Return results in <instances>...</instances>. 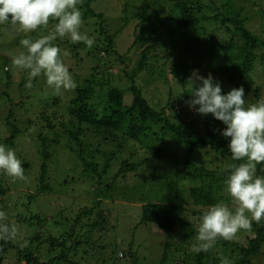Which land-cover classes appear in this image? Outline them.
Returning <instances> with one entry per match:
<instances>
[{"label":"trees","instance_id":"obj_1","mask_svg":"<svg viewBox=\"0 0 264 264\" xmlns=\"http://www.w3.org/2000/svg\"><path fill=\"white\" fill-rule=\"evenodd\" d=\"M96 1L81 0L78 5L83 20L81 31L90 37L96 35L91 48L82 42L72 43L67 37L54 41L62 51L69 49L75 57L80 55V48L86 50L91 61L83 79L79 74H73L77 86L71 89L65 105L60 97L52 96L35 107L36 101L31 103V94L38 93L35 88L26 95L20 93L15 103L9 91H5L9 85V70L5 71V84H2L5 90H0V100L3 99L0 126L7 133L0 131V143L15 150L21 136L35 139L41 164L35 179L36 193H20L28 204L15 222L24 221L29 226H36V232L26 238L28 244L24 247L16 245L15 241H0V264L14 251L24 264H83L99 249L104 252L101 257L105 258L109 245L120 242L115 237L106 238V233L117 225L108 209L113 203L114 186L133 184L134 188L142 186L146 194L158 196L168 190L177 195L187 181L193 195L191 206L176 200L141 201V215L136 226L152 223L169 238L162 243L158 264H220L221 256L229 257L234 264H252L251 258L260 254L264 243V222L253 221L249 230H242L245 233L242 242L221 239L208 252L196 254L188 250L195 240L202 208L220 200L231 203L223 192L228 166L219 159L231 160L230 138L220 134L226 127L221 121L211 114L202 116L189 108L186 103L191 99L188 87L183 86L182 99H178L175 86H178L177 81L184 80L187 70L200 69L202 76L211 73L224 92L243 86L248 100L255 102L264 97V34L250 33L241 15L245 9L254 8L264 19V0H213V4L202 0H142L140 30L129 47L134 56L129 58L133 61L131 64L125 54L119 52L117 43V36L127 26L129 18L127 15L119 18V24L113 28L95 7ZM240 1L243 5H236ZM55 23L50 18L47 29L41 27L31 33L10 31L14 41L19 43L26 36L36 39L47 35ZM180 35L187 39L182 42L186 55L175 46V39ZM64 58L62 56L63 62ZM9 59L7 56L0 59L2 71ZM122 63L123 67H118ZM256 64L263 69L258 81L252 75ZM37 78L33 79L32 86L40 85ZM156 80L168 85L164 105L151 102L146 95H154ZM26 84L27 81L22 79L17 87L25 90ZM43 84L47 85L46 81ZM98 86H106V90L100 95V102L93 104L94 89ZM23 102L28 104V110ZM199 117L204 122H215V127L202 123ZM164 144L169 147L163 148ZM138 147L151 151L159 161L155 163L151 156L140 155ZM58 149L74 154L90 182H84L88 184L86 188L78 177L66 173L55 193L65 187L73 192L68 193L72 198L84 200L82 189L88 190L84 194L91 191L96 196L85 206H76L72 210L61 205V199L57 198L55 212L45 215L33 212L30 209L37 199L53 192L48 183V169ZM172 157H178L175 164H171ZM218 161V166L213 168ZM29 166L28 162L22 163L24 169ZM257 168V174L264 175V164ZM148 183L154 184L156 194L155 190L146 189ZM13 184L12 177L0 172V210L5 209L3 198ZM12 209L17 210L15 204ZM180 224L183 234L181 232V237L175 240ZM84 227L87 228L82 232ZM185 241L190 244L185 245ZM43 251L46 259L41 256ZM118 255L127 264H144L145 257L135 250L134 235L128 251L118 249Z\"/></svg>","mask_w":264,"mask_h":264},{"label":"clouds","instance_id":"obj_2","mask_svg":"<svg viewBox=\"0 0 264 264\" xmlns=\"http://www.w3.org/2000/svg\"><path fill=\"white\" fill-rule=\"evenodd\" d=\"M81 0H0V25L8 24L16 31L31 33L48 28L50 18L56 21L47 35L20 40L25 51L12 54V64L27 72V87L34 78L43 75L46 84L60 95L77 85L69 67L63 62L66 55L57 44L67 37L72 43H84L91 48L94 38L81 31ZM199 82V83H197ZM187 86L191 110L206 116L211 114L226 127L221 135L228 140L231 160L224 180V191L235 207L220 200L202 208L195 240L189 249L199 254L213 249L218 240L233 241L241 230H249L252 222H264V175H258V165L264 164V97L252 102L245 96L243 86L224 92L221 83L209 73L206 77L194 69ZM0 172L9 177L25 179L22 161L15 150L0 143ZM19 229L6 212L0 210V241H15ZM220 264H234L221 256Z\"/></svg>","mask_w":264,"mask_h":264},{"label":"rangeland","instance_id":"obj_3","mask_svg":"<svg viewBox=\"0 0 264 264\" xmlns=\"http://www.w3.org/2000/svg\"><path fill=\"white\" fill-rule=\"evenodd\" d=\"M151 1V0H148ZM154 1V0H153ZM202 1H208L213 4V0H202ZM222 3V2H221ZM243 2H238L236 5H243ZM144 2L142 0H98L95 2V7H98V11H101L105 18L107 19L108 23H112L113 28L119 24V18L123 17L124 15H127L129 18V21L127 23L126 27H123L121 29L120 33L117 36V43H118V50L121 54H125L127 61L131 64L133 63L132 60L129 58H134L132 56V51H129V47L131 46L135 36L137 35L138 31L140 30L138 24L140 22V16L142 14V11L140 10L139 6L143 5ZM151 11L152 9H148ZM241 15L244 16V26L246 29L249 30L250 33L262 36L264 34V19L261 18L259 13L254 9H245L244 12H241ZM165 30V28L163 27ZM15 29L10 25H0V59L3 56L9 57V61L6 63V67L4 66V71H2L3 63L2 60H0V90H5L4 86L2 84H5V71L8 69V76H9V85L8 88H6L5 91H9V96L14 98V102L17 103V97L21 94L28 93L29 91H32L34 88L38 93H32L31 99L32 102H35L33 105L35 107H39V102H43V100H46L52 96H57L62 99L63 104L65 105L67 101L70 99L71 96V90H64L60 95L55 94L53 89H51L48 85H44L43 82L46 81L45 77L41 75L37 78V81L40 85H33L32 87H26L24 89H20L17 87L20 82H22V79L27 81V72L25 70H21L19 68H16L12 64L11 56L12 54H16L20 51H25L23 47L19 43H16L14 41V38L12 36V32ZM165 32V31H163ZM95 40L96 35L92 36ZM187 38V36H186ZM185 39L184 35H180L175 39L176 47H180L181 51L184 52L186 55L184 49L185 45L182 43ZM80 55L77 57L73 56L69 49L63 50V52H66V55H63L65 58V64L69 67V70L72 74L76 73L79 74V76L83 79L86 72L88 71L89 66H91V61L89 58V55L86 54V50L80 48ZM158 52H161L158 50ZM162 53V52H161ZM82 57L83 59H80ZM190 58L187 57V61H189ZM201 65L205 66V63H202ZM256 68L253 71L252 75L254 80L257 81L260 79L259 74L262 73L261 65L258 68V64L255 65ZM118 67H123L122 64H118ZM197 70V69H196ZM114 71V70H113ZM191 70H187L185 73V77L183 81H177L176 83L178 86H175V92L177 91L176 97L178 99H182V88L183 86L186 88L188 77L192 73ZM199 74L202 75V72L200 69H198ZM261 71V72H260ZM257 73V74H256ZM258 75V76H257ZM168 77V76H167ZM43 80V81H42ZM139 82H142L141 79L138 80ZM262 82V79H261ZM143 84V83H142ZM145 85V84H144ZM41 87L40 90H38ZM168 85H165L162 80H156L153 84V94H146L148 96V99H150L151 102L155 101V103L164 105V99L168 96ZM94 96L92 99L93 104H97L100 102V95L106 90V86L104 87H95L94 89ZM26 95V94H25ZM23 99V97H21ZM251 101V100H250ZM3 102V99L0 100V103ZM154 103V102H153ZM158 104H155L159 106ZM24 108L28 110V104L23 102ZM29 104V106H33ZM195 113V112H194ZM38 114V112L36 113ZM35 114L32 116L34 117ZM199 120H201L202 123H207L208 126L211 127L215 122L209 120L207 122H204L201 117H199ZM3 126H0V131L3 133ZM3 130V131H2ZM204 130V129H203ZM7 131H4V134H6ZM92 136V134H91ZM169 146L167 144L163 145V148H168ZM140 151V155H144L145 157H152L150 158L152 161L155 160V163L159 161L158 157H155L154 154L151 151H147L146 149H143L142 147H138ZM15 153L18 156V158L23 162H28L30 166L28 168L24 169L25 179H14L13 178V186L12 189L9 190V192L4 196L3 198V207L2 210L7 213L9 219L11 221L16 222L18 219L19 214H23V209L26 204H28L26 197L21 195V192H32L36 193V176L38 175V171L40 168L41 160L39 159L35 147V139L31 137H27L26 135L21 136V138L18 140V144L15 148ZM57 155L54 157V161L50 162V167L48 169V183L50 184L53 192H50L47 194V196L39 197L37 199V202L34 204V206H31V211L33 212H40L43 215L55 212L58 208V202L57 198L61 199V205L65 204L69 210L85 206L88 201H91L95 198V194L91 191L88 195L84 194L87 193L88 190L82 189V193L84 195V200H79L76 198H72V196H69L68 193H73L70 191V189H66L65 187L61 188L60 193L56 194V190L59 189V182L62 181V178L64 177V174H69L71 176H76L81 181V184L84 185V187L88 188V184H85L84 182H90L86 179V177L83 175L82 172V166L80 165V162L78 159L68 150H62L58 149L56 152ZM176 155V154H175ZM209 157H212V154L209 155ZM178 157H172V163L175 164ZM219 159L223 160L224 163L229 166L230 164H233L229 159L219 157ZM212 161V159L210 160ZM213 161L214 158H213ZM219 161L215 164H213V168L218 166ZM210 164L209 166H211ZM65 170V171H64ZM64 172V173H63ZM92 183V182H91ZM187 183V184H186ZM76 184H78L76 182ZM173 184L172 182L170 183ZM184 184L186 186H184ZM91 185V184H89ZM93 185V184H92ZM191 184L187 182L182 184V188L180 189V193L177 195L175 192L172 193L168 190H165V192L162 194L154 195V194H146V192L143 190L142 186H138L137 188H134V185H130L129 187H119L116 188L114 186V192L115 195L113 196V203L112 206H107L110 213L113 223L117 221V225L112 229L109 233H106V238H117L120 239V242L113 243L112 245H109L107 256L105 258H102L101 255H104V252L99 249L98 251L95 250V252L89 257L87 261H84L83 264H127L126 260L123 258H120L118 255V249H121V251L127 252L129 249V242L131 240V236L134 235L135 239V250L140 254V256H144V264H158L161 253L163 251L162 243L169 240V238L162 233H160L154 224L148 223L146 226L141 224L136 226V224L140 220L141 215V204L143 202L147 201H153L157 199L155 202H161L164 200L165 202H168L169 200H176L179 203H182L186 206H191L193 201V195L190 193V187ZM82 187V186H81ZM147 190H155V194L157 193L156 188L154 184L148 183L146 186ZM186 187V188H185ZM78 188V187H77ZM185 188V189H184ZM78 190V189H77ZM81 190V188L79 189ZM81 192V191H80ZM225 193V191H223ZM91 193V194H90ZM169 193V194H168ZM168 194V195H167ZM40 195V194H39ZM52 195V196H51ZM55 195V196H53ZM73 195V194H71ZM226 195V193H225ZM38 196V195H37ZM227 197V195H226ZM230 199V198H229ZM231 201V199H230ZM229 201V202H230ZM140 202V203H139ZM13 204L16 205L17 210L14 211L12 209ZM232 207H235L234 203L231 201L229 204ZM30 208V207H29ZM22 219V216L20 217ZM19 229V236L17 240H15L16 245L19 246H27L28 242L27 239L31 234L36 232V226H29L25 224L23 221L22 223L16 224ZM62 227H59L61 229ZM87 227H84L82 229V232L86 230ZM135 228V229H134ZM155 228V229H154ZM182 226L181 224L177 226L176 233H175V240H178L182 232ZM182 232V234H181ZM244 231H240L235 241L242 242L244 240ZM188 241H185V245ZM190 244V241L188 242ZM187 244V245H188ZM172 249L175 248L174 245L171 247ZM189 250V249H188ZM11 252V251H10ZM9 252V253H10ZM264 243L261 247V252L259 255L252 257V264H264ZM43 259H46V252L43 251L41 254ZM3 264H24V261H19L17 259V253L14 251L10 255H8ZM130 264H133L130 262Z\"/></svg>","mask_w":264,"mask_h":264}]
</instances>
